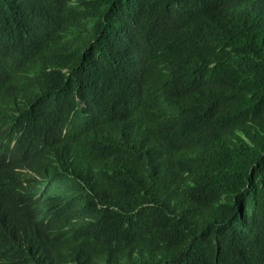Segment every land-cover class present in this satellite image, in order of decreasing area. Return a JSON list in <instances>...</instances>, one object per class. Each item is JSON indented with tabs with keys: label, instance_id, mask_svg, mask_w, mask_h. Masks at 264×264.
<instances>
[{
	"label": "trees",
	"instance_id": "1",
	"mask_svg": "<svg viewBox=\"0 0 264 264\" xmlns=\"http://www.w3.org/2000/svg\"><path fill=\"white\" fill-rule=\"evenodd\" d=\"M0 264H264V0H0Z\"/></svg>",
	"mask_w": 264,
	"mask_h": 264
},
{
	"label": "bare ground",
	"instance_id": "2",
	"mask_svg": "<svg viewBox=\"0 0 264 264\" xmlns=\"http://www.w3.org/2000/svg\"><path fill=\"white\" fill-rule=\"evenodd\" d=\"M25 151V150H24Z\"/></svg>",
	"mask_w": 264,
	"mask_h": 264
}]
</instances>
